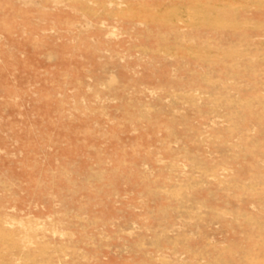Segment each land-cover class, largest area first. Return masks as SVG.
<instances>
[{
    "label": "rangeland",
    "instance_id": "374dc122",
    "mask_svg": "<svg viewBox=\"0 0 264 264\" xmlns=\"http://www.w3.org/2000/svg\"><path fill=\"white\" fill-rule=\"evenodd\" d=\"M0 264H264V0H0Z\"/></svg>",
    "mask_w": 264,
    "mask_h": 264
}]
</instances>
